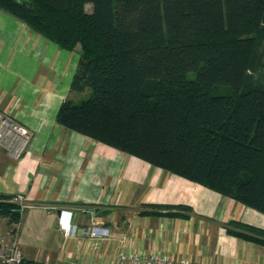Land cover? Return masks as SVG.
<instances>
[{
	"label": "trees",
	"instance_id": "16d2710c",
	"mask_svg": "<svg viewBox=\"0 0 264 264\" xmlns=\"http://www.w3.org/2000/svg\"><path fill=\"white\" fill-rule=\"evenodd\" d=\"M0 10L79 46L70 88L90 91L61 101L59 124L264 212V0H0ZM21 212L0 193L8 224ZM226 229L264 245L255 226Z\"/></svg>",
	"mask_w": 264,
	"mask_h": 264
},
{
	"label": "crops",
	"instance_id": "0c3cea01",
	"mask_svg": "<svg viewBox=\"0 0 264 264\" xmlns=\"http://www.w3.org/2000/svg\"><path fill=\"white\" fill-rule=\"evenodd\" d=\"M79 53L78 45L62 48L0 10V111L32 134L19 159L6 155L0 164V193L23 195L16 227L23 258L104 264L123 237L142 253L160 250L203 264H264V245L226 229L236 220L264 230V212L56 121L61 101H79L76 95L87 90L70 88ZM154 205L185 216L155 213L165 209ZM68 217L76 228L96 221L112 237L94 245L78 233L66 235ZM12 225L0 216V232Z\"/></svg>",
	"mask_w": 264,
	"mask_h": 264
},
{
	"label": "built area",
	"instance_id": "2783aa9c",
	"mask_svg": "<svg viewBox=\"0 0 264 264\" xmlns=\"http://www.w3.org/2000/svg\"><path fill=\"white\" fill-rule=\"evenodd\" d=\"M29 129L17 121L11 113L0 111V147L10 156L11 159H19L29 147L30 144ZM14 200L23 206V195L18 193ZM11 232H0V264H23V255L17 245L16 227ZM64 233L66 235L78 233L82 237L91 238L94 245L99 243L100 239L112 237L109 228L101 226L96 221H92L87 227H74L69 217L65 221ZM10 237L6 238V235ZM88 264H92L89 261ZM104 264H203L201 261H195L187 256H174L163 251H152L142 253L134 250L124 242V238L118 242L117 249L112 254L110 260Z\"/></svg>",
	"mask_w": 264,
	"mask_h": 264
},
{
	"label": "rangeland",
	"instance_id": "374dc122",
	"mask_svg": "<svg viewBox=\"0 0 264 264\" xmlns=\"http://www.w3.org/2000/svg\"><path fill=\"white\" fill-rule=\"evenodd\" d=\"M85 9H86V11L90 12L91 11V4L90 3L85 4ZM262 72L264 74V67H263ZM89 91L90 90L87 88V90L84 93L77 94L75 100H77L78 98H80L78 100H81L83 98H86L88 96ZM217 91H220V92H228V88L224 84H220V85L217 86ZM30 135L32 136L31 131H30ZM31 136H30V138H31ZM5 153H6L5 150L0 147V164L4 163L5 162V159L7 160L8 157H10L7 153L6 154ZM13 224H16V223H13ZM12 227H14V225H12ZM11 230H13V228L12 229L10 228V230L7 229L6 231H4V233H7V232L10 233ZM8 237H10V235L7 234L6 235V238H8Z\"/></svg>",
	"mask_w": 264,
	"mask_h": 264
},
{
	"label": "water",
	"instance_id": "95a60500",
	"mask_svg": "<svg viewBox=\"0 0 264 264\" xmlns=\"http://www.w3.org/2000/svg\"><path fill=\"white\" fill-rule=\"evenodd\" d=\"M57 212H59V210Z\"/></svg>",
	"mask_w": 264,
	"mask_h": 264
}]
</instances>
